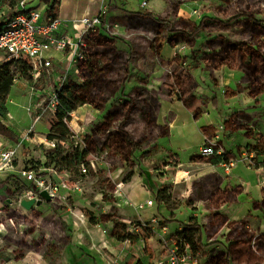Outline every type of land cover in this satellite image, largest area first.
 Returning a JSON list of instances; mask_svg holds the SVG:
<instances>
[{
    "label": "crops",
    "instance_id": "obj_1",
    "mask_svg": "<svg viewBox=\"0 0 264 264\" xmlns=\"http://www.w3.org/2000/svg\"><path fill=\"white\" fill-rule=\"evenodd\" d=\"M26 1L30 9H35L31 5L33 0ZM53 1L40 0V7L46 4L50 6L47 10L49 15L47 13L44 15V11L37 9L41 13V23L52 18L49 10ZM253 1L146 0L147 3L141 7V11H126L123 7L115 6V0H107L108 8L113 9L109 14V19L115 17L117 27H122L125 21H128L127 23H131L133 35L137 34L134 33L137 27L140 29L147 26L154 27L153 23L145 20L147 18L164 21V23H157L167 26L165 29L167 28L168 35L163 36L159 42L152 43L149 37H143L141 33H138L139 39L130 34L127 38L129 63L127 62L128 75L126 78L129 76L128 86L143 88L149 94L150 99L157 104L151 131L158 136V139L156 146L153 145L152 149L160 148V153L168 151L161 148L162 145L159 143L162 140H165V143L169 140V151L174 152L176 157L179 156L180 152L174 148L171 141L174 138V131L188 130L195 125L203 134V142L196 150L201 158L200 149L207 138L217 141L225 153L223 157H213L207 162H202L197 160L196 151L192 154H185L189 151L185 148L182 150L184 156L175 158L182 166L181 169L183 168L177 170L179 172L175 177L176 181L169 183L168 177L156 179L152 174L153 169L147 168L145 173L148 178L143 175L140 177L143 183L139 179L136 185L140 186L141 191L149 193L150 183H153L154 187L160 191L169 185H174L178 189H188L189 184L193 183V178L199 180L198 184L203 181L210 185L212 179H218L221 191H214L207 199L213 209L216 211L224 209V211L223 215L213 211L211 220L216 224L217 216H220L223 218V228L231 229L238 226L240 243L229 245L227 242H221L224 249L230 250L232 260L239 262L238 264H264V11L258 10V7H264V0H259L257 3ZM101 3L102 0L79 1L74 5L79 14L71 16L66 7L68 0H61L56 17L70 22L68 35L73 41L74 39L77 41L78 37L76 38L75 34L73 36L71 31L75 33L80 26H73L72 22L88 17V14H96L100 11ZM205 6H207L206 9ZM1 13L0 25L4 22ZM205 22L211 28L207 32H204L202 28ZM186 25L196 26L190 35L194 40L190 43L182 40L178 32ZM156 35L153 39L159 40L160 37ZM50 55L53 56V65L62 63L61 57H68L66 53L56 51H52ZM6 58L7 55L0 51V61L6 63ZM169 69H173L179 79L175 88H171L167 83ZM183 84L186 85V90L182 88ZM250 89H255V92L249 94ZM31 99L37 101L38 97ZM15 137L20 139L19 136L15 135ZM6 141L13 146L16 143L0 136V147L4 146ZM158 156L157 150V153L153 155L155 157L153 160L161 161ZM165 158L166 156L162 162H169V159ZM214 159L216 162H212L215 161ZM232 160H237L233 167L227 169L223 166V163ZM152 165L154 163L150 164ZM191 172L193 175L190 177ZM180 173L183 175H179ZM135 179L137 175L134 174L126 179L123 185L118 186L119 189L115 195V204L118 206L115 205V214L128 221H131L136 214L141 220L149 223L155 218L159 219L162 225L158 223L149 227L155 235L161 232L162 227L168 228L169 238L176 235L179 230H183L184 225L182 224L173 230L174 224L163 223V220L167 219L159 214L158 208L161 205L159 203L157 211L153 210L155 202L151 207L138 209L140 204L152 199L142 200L134 197L133 202H127V199L131 198ZM5 181L0 175V214L7 209L2 205L4 197L2 192L8 186ZM61 193L71 197L80 196L78 192L72 191L64 190ZM198 201L201 202V200ZM196 208H199L195 214L198 217L203 213L201 203ZM40 210H43V207H37V212H41ZM52 211L57 213L56 205H53ZM200 224L197 223L201 228L202 244L199 248L202 245L203 247L208 245L205 247L207 249L214 242L208 243L205 228ZM87 230L88 238L80 241H73L70 238L64 246L62 255L56 253L59 243L51 239L45 246L50 248V254L42 257L34 256V252L31 251V257H26L27 259L11 258L10 255L5 262L0 260V264H115V256L119 254L121 246H124V241L118 242L113 234L109 235V231L102 223L92 222L87 226ZM35 231H37L36 228L31 227L30 232ZM46 232L41 231L43 234ZM17 236L16 232H10L0 237V240L5 237L6 249L11 254H15L19 247L13 239L14 237L19 238ZM153 236L145 239L147 244L152 242ZM36 237L35 235L30 236L32 243L37 240ZM159 249L161 250L156 257L153 259L146 257V261L142 259L141 263H162L167 258L162 239ZM200 255V252H195L197 264H207V262L204 263L203 258L198 259ZM213 258L214 261L216 256ZM125 262H128L127 259L123 264Z\"/></svg>",
    "mask_w": 264,
    "mask_h": 264
},
{
    "label": "rangeland",
    "instance_id": "obj_2",
    "mask_svg": "<svg viewBox=\"0 0 264 264\" xmlns=\"http://www.w3.org/2000/svg\"><path fill=\"white\" fill-rule=\"evenodd\" d=\"M79 1L86 2L87 0H68L66 7L71 16L79 14L74 6ZM258 1L254 0L253 3ZM39 3L40 0H33L31 5L35 9L31 10L39 9L44 11V15L48 14L47 10L50 6L46 4V6L40 7ZM146 3V0H115V6L123 7L126 11H141V7ZM111 10L113 9L108 8L105 22L87 30L83 37L85 46L80 50L83 58L77 61L69 75L70 84L76 85L74 101L76 103L85 102V104L70 114V119L67 120V124L75 137L66 146V151L71 154L76 147H79L82 151H87L86 160L94 161L95 166H91V172L87 175H83L80 169H70L66 165H50L47 168L46 151L54 149L48 145L47 134L54 116L50 113L45 114L41 121L36 124L35 133L31 135V142L26 146L19 147L15 158L6 168V171L1 173V179L6 180L8 186L2 192V195H4L2 205L7 209L0 214V237L10 232H16L19 236V238H13L14 243L17 247L19 246L15 254H11L6 249L5 237L0 240V260L3 262L10 255L11 258L16 257V259L30 258L31 251L34 252V256L42 257L50 254V248L45 246L51 239H55L59 243L57 244L58 251L56 253L62 255L64 246L70 241V238L73 241L88 238L87 226L92 222L102 223L109 231V235L113 234V237L130 234L140 238L139 241L134 242L124 241V246H121L119 254L115 256V264H123L126 259L128 261L125 262L126 264H142V259H145V261L146 257L153 259L161 250L159 249L160 240L162 239L160 232L155 235L149 229L150 226H154L153 223L141 220L137 214L131 221L115 214V205L118 206V204H115V195H117L116 192L119 189L118 185H123L122 183L126 179L134 174L137 175L134 187L131 190V198H128L127 202H133L134 197L142 200L152 199L153 203L155 202L153 210L157 211L156 194L158 189L154 187L153 183H150L149 193L141 191L140 186L136 185L139 179L143 183V179L141 180L140 177L143 175L147 177L145 169L150 170L151 168L153 169L154 178L168 177L169 183L176 181L175 177L179 172L177 170L183 168L181 169L182 166L175 158L184 156L182 150L185 148L189 149L185 154H192L199 149L203 142V134L195 125L188 130H175L174 138L171 141L174 148L180 152L177 157L174 152H170L168 149L169 140L166 143L165 140L159 143V145H162L161 148L168 151L160 153V148L152 149L153 145L156 146V140L158 139V136L151 131L157 104L150 99L149 94L143 88L128 86L129 76L126 78L129 57L127 55V38L130 34V36L139 39L138 33H141L143 37H149L152 43L159 42L163 36L168 35L167 28L165 29L167 26L159 25L156 20L155 22L147 18L145 20L151 24L153 23L154 27L147 26L144 29L137 27L134 32L137 34L133 35L131 23H127L128 21H125L126 23L122 27L115 26V17L109 19ZM258 10L264 11V7H258ZM3 12L7 13L9 11L5 9ZM98 14L99 11L96 14H88V17L93 18ZM160 23H164V21H160ZM195 28L196 26L192 25L184 26L182 30L178 31L181 34V39L188 43L194 40L190 35ZM202 28L204 32L211 29L206 22L202 25ZM83 29H86V27H79L75 33L71 31L72 35L75 34L76 38L79 37ZM155 34L160 37L159 40L153 39ZM74 41L76 40L74 39ZM186 42L184 44L187 46ZM63 57H61L62 63H54L50 70L43 72L37 80L32 79L29 81L17 75L18 82L13 86L7 100L9 111L7 124L16 136H23L33 125V118L29 115L27 108L32 104L31 102L39 105L44 104L45 97L55 88L59 74L61 75V69L65 68L68 62V58ZM2 63L0 61V64ZM205 63L207 64L208 60ZM167 79L170 87L175 88L179 79L173 69L168 70ZM182 88L186 90V85L183 84ZM254 92L255 89H250L249 94ZM36 96L38 97L37 101L31 99L32 97L36 98ZM237 123L239 124V121ZM15 138L13 140L14 143L16 142L14 146L6 141L5 145L0 147L1 151L16 147L20 139ZM213 142L215 141L213 140ZM157 150L158 158L161 160L159 162L153 160L155 158L153 155L157 153ZM196 153L197 160L202 162L209 160V158H201L197 151ZM165 156V159H169V162H162ZM153 163L154 165L150 166ZM21 170H33L36 172L37 177L54 176L56 172L60 180L68 182V185L72 188L71 191L78 192L80 196L71 197L61 193L59 197L53 198L51 202L44 201V205L40 206V208L43 207V210H40L41 212H37V206L26 210L21 206V201L29 200L30 195L28 193L34 192L36 185L20 179L18 172ZM167 171L168 175L166 176ZM41 173L45 174L41 175ZM179 175L182 176L183 174L180 173ZM192 175L191 172L190 177ZM76 178L78 180H75ZM147 178L145 179L149 183ZM193 179V183L189 184L188 189H178L174 185L163 187L167 188L172 197L168 205L159 204V214L166 217L169 222L174 220L171 222V224H174L173 230L181 224L188 225L199 222L201 226H204L206 240L208 243L214 242L210 246L211 248L205 249L208 245L198 247L197 251L201 254L198 259L203 258L204 263L228 264L230 262L238 264L239 262L232 260L230 250L224 249L221 244V242H227L229 245L240 243L238 226L231 229L223 228V218L220 216H217L216 224L211 220L213 219V211L221 215L224 211V209L222 211L213 209L207 199L214 191H221L219 180L212 179L210 185L203 181L198 184L199 180ZM22 186L29 187L30 191L20 195L16 189ZM198 200H201V202ZM199 203H201L203 213L196 217L195 214L199 210L196 207ZM53 205H56L57 213L52 211ZM87 212L94 216L92 222L87 217ZM33 226L37 231L31 233L30 229ZM42 230L47 232L43 234L41 233ZM31 235L37 236V240L33 243L30 240ZM151 235H154V241L152 240L147 244L145 239H148ZM176 235L172 236L173 240L176 239ZM115 239L117 240V238ZM193 239L194 242L197 241V235ZM118 242L122 241L118 240ZM67 254L70 253L67 252ZM214 256L216 258L213 261Z\"/></svg>",
    "mask_w": 264,
    "mask_h": 264
},
{
    "label": "built area",
    "instance_id": "obj_3",
    "mask_svg": "<svg viewBox=\"0 0 264 264\" xmlns=\"http://www.w3.org/2000/svg\"><path fill=\"white\" fill-rule=\"evenodd\" d=\"M146 5V4H145ZM144 5V6H145ZM109 4L107 0H102L99 14L93 18L83 17L80 20L72 22L73 26H85L86 29L78 37V41L74 42L69 37L70 22L60 18H49L45 23H41V13L37 10H31L27 7L26 0H21L15 9L9 14L1 13L4 22L0 25V51L7 55L6 61H22L31 67L32 79L37 80L42 73L49 71L53 65L52 51L67 54L68 62L61 69L55 88L47 94L44 104H30L27 111L33 118V125L20 137L16 147L0 152V175L6 171L11 161L17 155L19 147L28 145L31 142V135L35 133L36 124L41 121L45 114L50 113L56 115L59 103V93L67 87L69 75L72 68L81 60V48L85 46L83 37L90 27L98 26L103 23V19L107 14ZM34 90V89H33ZM9 119V118H8ZM218 138V137H216ZM50 148H55L57 141L47 140ZM62 146H66L65 142H60ZM201 156L205 158L223 157L225 153L221 150L218 142L206 139L204 145L200 149ZM237 160L223 163L225 168H231L236 164ZM88 163V165H87ZM95 166L94 161H87L80 165L79 169L83 175L89 174V166ZM19 178L36 185L34 192H26L30 195L29 200L38 199L43 190H47L53 198L59 197L62 191H71L72 188L68 182L60 180L55 172L54 176H39L33 170H21L18 172ZM42 175V173H41ZM119 187L121 185H118ZM79 189L78 187H76ZM75 189V190H77ZM153 201L149 200L144 204H140L138 209L151 207ZM157 225L158 219L151 221ZM162 244L167 251V258L160 264H197L196 256L193 253L191 245L185 241L184 233L179 230L176 239L168 237V228L162 227L160 232Z\"/></svg>",
    "mask_w": 264,
    "mask_h": 264
},
{
    "label": "trees",
    "instance_id": "obj_4",
    "mask_svg": "<svg viewBox=\"0 0 264 264\" xmlns=\"http://www.w3.org/2000/svg\"><path fill=\"white\" fill-rule=\"evenodd\" d=\"M20 1L21 0H0V13L3 12V10L5 9H8L9 12H12ZM60 3L61 0H54L52 2L51 8L49 10L50 16L52 18L57 16V11L60 6ZM156 21L160 23V20H156ZM17 75L20 78L29 81L32 80L31 67L22 61H10L0 64V136L11 141L14 140L15 134L12 128L7 124L9 118L7 100L13 86L18 81ZM75 87L76 85L71 83L59 93L60 105L57 109L56 115H54L50 130L47 135V139L49 141L55 140L58 142V144L54 149H50L46 151V157L48 160L47 168H49L50 165H66L68 166L67 168L78 170L82 163L87 162L86 160L88 154L87 151H82L80 150L79 147H76L71 154H68L66 151V146H68L69 143H71L72 139H74L75 137V134L67 124V120L70 119V114H72L79 107L85 104V102L76 103L74 101ZM60 142H65L66 146L65 147L62 146ZM214 160L215 161L212 162H216V159ZM88 167H89V172H91L90 165ZM77 178L75 180H78ZM16 191L20 195H23L26 192L30 191V188L27 186H22L20 188H17ZM171 197L172 195L168 193L167 188H162L156 194V200L159 204L168 205L171 200ZM86 214L87 217H89V219L92 222V219L94 220V216L92 214H89L88 212ZM158 222L159 224L162 225L161 221ZM171 222L167 220L166 221L163 220L164 224ZM125 229L127 228L125 227ZM182 231L184 233L185 241L191 245L193 253H195L198 250L199 245L202 244L200 226L195 223L184 225ZM195 235L198 236V240L194 242L193 237ZM115 238H117V240L122 242L127 240L130 242L140 240L139 237H134L133 235L130 234H125L122 237L117 236Z\"/></svg>",
    "mask_w": 264,
    "mask_h": 264
},
{
    "label": "water",
    "instance_id": "obj_5",
    "mask_svg": "<svg viewBox=\"0 0 264 264\" xmlns=\"http://www.w3.org/2000/svg\"><path fill=\"white\" fill-rule=\"evenodd\" d=\"M40 199H31V200H23L21 201V206L24 207L26 210H30L33 206H41L44 201L45 202H51L52 201V197L49 194V192L47 190H43L40 193Z\"/></svg>",
    "mask_w": 264,
    "mask_h": 264
}]
</instances>
